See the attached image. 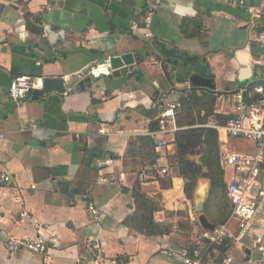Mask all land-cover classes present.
I'll return each mask as SVG.
<instances>
[{"label": "crops", "instance_id": "obj_1", "mask_svg": "<svg viewBox=\"0 0 264 264\" xmlns=\"http://www.w3.org/2000/svg\"><path fill=\"white\" fill-rule=\"evenodd\" d=\"M185 54L198 59L186 63ZM114 57L127 66L125 75L113 76ZM261 61L264 0H0V264H184L182 241L198 237L204 242L194 251L205 264H264V201L245 235L209 244L210 229L200 222L205 208L197 207L202 187L209 196V179H200L194 198L174 169L140 180V138L151 137L155 148L154 122L197 87L193 74L213 80L217 118L225 120L234 110L230 94L264 86ZM16 77L33 78L34 88L45 77H63L67 91L14 102ZM218 135L220 154L256 151L251 141ZM169 139L171 157L175 133ZM107 159L110 165L99 164ZM224 172L228 183L233 172ZM137 182L159 203L155 220L168 233L134 227ZM230 226L235 233V222ZM37 236L49 242L42 252L7 250L9 237Z\"/></svg>", "mask_w": 264, "mask_h": 264}, {"label": "built area", "instance_id": "obj_2", "mask_svg": "<svg viewBox=\"0 0 264 264\" xmlns=\"http://www.w3.org/2000/svg\"><path fill=\"white\" fill-rule=\"evenodd\" d=\"M156 5L146 15L144 20L145 29L149 30L152 13ZM136 26L139 24L136 23ZM151 36V32L146 34ZM264 78V74L262 75ZM36 82L31 77H16L9 85V96L14 102H20L27 98L28 93L35 87ZM262 94L263 97L255 99V95ZM234 110L232 115L225 120H219L217 116H211L208 121L200 126L214 128L230 138L251 141L256 146L252 153L224 152L220 154V165L224 171L231 169L233 174L227 183V196L231 204V216L225 223L216 225L212 230L205 233L209 244L222 245L232 239L245 235L252 220L255 218L259 204L264 201V181L262 173L264 167V86L262 84L248 85L230 94ZM181 107L179 101L168 104L159 117V129L153 132L155 136L156 160L152 168L159 176H168L172 169L168 150L171 146L169 136L176 133L179 127L176 123V110ZM37 126V125H34ZM111 159L100 161L99 164L110 165ZM146 175V176H145ZM152 177L144 172L141 178L146 181ZM144 177V178H143ZM4 180H10L9 175H4ZM1 198V193H0ZM89 210L98 220L100 210L94 205ZM235 222L234 233L230 222ZM48 241L42 237L14 238L9 237L6 247L9 252L30 250L42 252ZM55 244L56 241L52 240ZM93 247L97 251V258H103L100 244L95 243ZM264 256V247L261 248ZM184 264H205L201 250H195L193 254L185 253L181 256Z\"/></svg>", "mask_w": 264, "mask_h": 264}, {"label": "trees", "instance_id": "obj_3", "mask_svg": "<svg viewBox=\"0 0 264 264\" xmlns=\"http://www.w3.org/2000/svg\"><path fill=\"white\" fill-rule=\"evenodd\" d=\"M180 57L186 63L198 59L196 56L187 54ZM172 62L175 61L170 60V63ZM164 71L169 76L167 66H164ZM262 83L264 84V82ZM219 95L220 92L199 87H192L181 92L179 96L181 107L176 110V121L181 129L175 133V140L173 141L175 153L170 157L172 169L184 178L185 193L188 198H194L200 179L211 181L205 214L214 225L225 223L231 216L232 208L227 196L225 172L220 165L218 131L200 125L206 123L211 116H217L216 100ZM261 97L257 94L254 98L259 99ZM158 126L159 118L154 122L152 129H156ZM140 140L146 172L159 179L167 177L159 176L152 168L156 160L153 139L149 136H142ZM195 155L199 156L198 161L191 158ZM141 175L142 172L140 180L143 182ZM166 185H169V183ZM133 194L136 204L133 217L134 227L149 236L168 233L170 231L169 227L155 220L154 214L160 207L159 203L144 192L141 182L135 184ZM194 249H190L189 253L193 254Z\"/></svg>", "mask_w": 264, "mask_h": 264}, {"label": "water", "instance_id": "obj_4", "mask_svg": "<svg viewBox=\"0 0 264 264\" xmlns=\"http://www.w3.org/2000/svg\"><path fill=\"white\" fill-rule=\"evenodd\" d=\"M110 62H111L112 68L114 69L113 76L118 77L121 74L125 75L127 73L128 68L127 66H124V63L120 59L114 57L110 59ZM260 66L264 67V61L260 62ZM190 81L194 86H197V87H205L209 90H214L215 88V85L212 79L206 78L199 74H193L191 76ZM66 91H67V86L65 84V80L63 77H45L42 79V88L31 89L27 97L37 98L39 95H43L46 93H51V92L65 93ZM204 190L205 189H203L202 187L201 192L199 191L197 193V198H198L197 207L200 212L204 211V208H205L207 191H204ZM200 222L207 229L212 230L215 227L214 224L208 221V219L206 218L204 214L200 216Z\"/></svg>", "mask_w": 264, "mask_h": 264}, {"label": "rangeland", "instance_id": "obj_5", "mask_svg": "<svg viewBox=\"0 0 264 264\" xmlns=\"http://www.w3.org/2000/svg\"><path fill=\"white\" fill-rule=\"evenodd\" d=\"M246 144H243L241 146H237V149L238 150H243V148L245 147ZM209 197V196H208ZM208 197L206 198V201H205V209H206V203H207V200H208ZM229 201V200H228ZM212 210V208H211ZM202 237V236H201ZM182 241V240H181ZM185 242H187L185 244ZM204 240L203 238H200L198 237L197 240H183L182 241V244L184 243L185 245L183 247H185L188 251H190V249H194L196 248V246H198L199 244H203ZM200 246V245H199ZM189 253V252H188Z\"/></svg>", "mask_w": 264, "mask_h": 264}, {"label": "bare ground", "instance_id": "obj_6", "mask_svg": "<svg viewBox=\"0 0 264 264\" xmlns=\"http://www.w3.org/2000/svg\"><path fill=\"white\" fill-rule=\"evenodd\" d=\"M206 191V190H205Z\"/></svg>", "mask_w": 264, "mask_h": 264}]
</instances>
